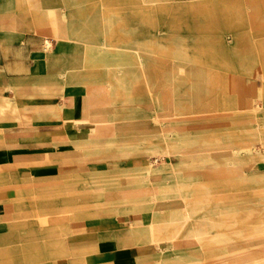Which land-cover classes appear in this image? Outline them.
<instances>
[{
	"label": "rangeland",
	"instance_id": "1",
	"mask_svg": "<svg viewBox=\"0 0 264 264\" xmlns=\"http://www.w3.org/2000/svg\"><path fill=\"white\" fill-rule=\"evenodd\" d=\"M237 3L245 6L233 13L236 26L243 29L220 35L218 43L226 47L220 50L222 63L210 64L208 50L186 48L184 28L172 30L163 24L160 31L148 18L143 25V49L137 48L144 58L131 50L129 77L123 65H107L103 59L94 64L93 56L87 58V65L78 64V79L67 81L65 89L68 107L73 99L76 118L94 112L99 118L94 126H83L78 119L66 117L63 123L71 124L76 135L65 146L66 153L85 155L90 161L48 178L32 174L10 178L1 176L0 169L1 195L10 198V210L34 223L29 234L25 230L19 238L8 237L4 248L12 242L41 239L43 250L24 255V264H114L93 262L99 254L84 253L88 243L76 246V238L57 222L65 217L72 224H83L101 210L114 209L131 223L122 237L138 242L136 248H156L154 258L140 264H264V150L262 156L240 152L264 142V1ZM256 3L258 11L251 9ZM145 4L150 2L22 0L0 7V21L14 30L28 19L38 28L28 32L40 35H45L41 24L55 21L74 42L78 23L98 19V34L110 42L115 41L113 36L137 40L142 36L138 8ZM112 13H120L114 22ZM128 13L134 15H123ZM256 13L258 24H253ZM198 36L206 39L208 33ZM237 36L247 43L244 57L230 48ZM257 42L261 56L255 54ZM82 45L93 47L84 39ZM139 68L145 70V80H139ZM209 75L244 80L253 87L245 95L237 93L235 108L222 107ZM173 77L203 83L208 100L203 113L195 110L190 98H174ZM178 107L184 112L167 114L178 112ZM230 148L239 154L231 155ZM135 154L146 159L131 161L132 156H143ZM152 163L149 173L145 168ZM163 191L170 193L163 198ZM75 195L77 204H72L69 200ZM46 228H61V235L49 234ZM0 264L15 262L12 256L0 255Z\"/></svg>",
	"mask_w": 264,
	"mask_h": 264
},
{
	"label": "crops",
	"instance_id": "2",
	"mask_svg": "<svg viewBox=\"0 0 264 264\" xmlns=\"http://www.w3.org/2000/svg\"><path fill=\"white\" fill-rule=\"evenodd\" d=\"M20 1L22 0H0V7H11ZM138 1L150 2L144 6L140 5L138 8L140 35L143 34V25L146 27L148 18L149 22L154 24L155 29L158 28L160 31H163V24H167L171 29L181 28L183 30L184 28L188 42L186 48L208 50L209 53L211 52L209 63L219 64L222 62L218 59L223 53L220 50L226 49L225 46L218 43L220 35L228 31L240 33L243 29L242 25L236 26L233 13L245 6L237 2H259L260 0ZM112 5L118 6L119 4L113 2ZM253 7H256L255 9L258 11V3L254 6L251 5V9ZM118 15L120 13L109 14L112 16L110 21L114 22L115 16ZM254 16L253 24H258V13ZM2 25L3 23L0 21V108H3L0 111L1 176L17 178L32 174L48 178L63 174L68 171L67 167H74L77 170V165L87 164L90 160L85 155L66 153L69 148L65 146V141L74 138L76 129L71 124L65 125L63 121L66 117L74 119L78 116L75 100H71L73 105L70 108L68 100L66 101L67 81L78 79L76 68L78 64L87 65L90 63L87 60L89 56L95 58L93 60L96 64L98 59L93 53L100 48H107V55L110 48L111 65H113L114 51L111 48H115V41L110 42L105 35L98 34V25H100L98 19H89L78 23L77 28L73 30L76 38L74 42H69L70 39L55 21L41 24L42 32L45 35L28 32L38 30L28 19L14 30ZM200 33H208V37L205 39L203 36H198ZM112 38L115 39L114 36ZM83 39L86 42H91L93 47L82 45ZM48 40L51 41V44ZM102 40H104L103 43ZM135 41H138V46H142L143 49V35L137 40L131 38L128 41H121L119 44L122 43V48L127 46L129 49V42ZM230 48H234L236 53L242 57L248 53L247 43L244 42L242 36H237L236 45ZM261 49L257 42L255 53L257 56H261ZM202 63H206L205 60ZM260 63L263 64V61L261 60ZM74 68L75 70H72ZM209 77V83L216 91L218 103L222 107L235 108L237 93L245 95L253 87L252 83L249 85V82L225 75H209ZM139 80H145V70L140 68ZM176 83L179 84L177 90L175 89ZM203 88V83L195 79L185 81L183 77H173L171 82L174 98H190L195 110L200 113L205 111L204 107L208 102L204 97ZM60 91L61 93H58ZM178 110V112L170 110L167 114L181 113L185 109L178 107ZM134 157L137 158L133 159ZM145 159V155L130 158L131 161ZM3 191L0 189V215L5 213L6 215L0 217V245L2 246L0 255L12 256L15 264H24L22 261L24 255L37 253L43 250L44 246L41 239H30L12 242L9 244V248L3 247L8 237L19 238L25 230L28 232L27 234L34 230L30 227L34 224L29 220L30 218H20L17 212L10 210L12 208L10 198L1 195ZM62 201L64 203L65 200ZM69 202L77 204V195L72 196ZM46 221L44 220V224ZM57 222L68 230L70 237L76 238V246L88 243V248L84 253L99 254L98 258L92 260L93 262L140 264L154 258L155 247L136 248L131 239L122 237L123 229L131 226V223L121 211L101 210L96 218L83 224H72L65 217L59 218ZM45 230H48L49 234L53 231L55 234L61 235V228L54 230L46 228Z\"/></svg>",
	"mask_w": 264,
	"mask_h": 264
},
{
	"label": "bare ground",
	"instance_id": "3",
	"mask_svg": "<svg viewBox=\"0 0 264 264\" xmlns=\"http://www.w3.org/2000/svg\"><path fill=\"white\" fill-rule=\"evenodd\" d=\"M122 40H118L115 38V51H114V55H113V64H121L123 65L124 69L128 70L127 76H130V65L132 64L133 58L130 57V52L131 50H136L137 53H139L140 58H144L143 55L140 54V52L137 50V48H139V43L138 41L135 42H129V49L126 46L125 48H122V43L119 44V42H121ZM106 46V45H105ZM107 48H100L98 49L97 52H94L93 54L96 55L97 57V62L100 61V59H103L105 64H111V52H110V48L108 50V55L106 53ZM135 51V52H136ZM138 56V55H137ZM111 70V68H110ZM127 77V78H128ZM60 84H62V82H60ZM183 85V84H182ZM188 86V85H187ZM186 86V87H187ZM184 87V86H183ZM63 88V87H62ZM176 88H179V84H176ZM182 88V87H181ZM194 89V88H193ZM60 90H61V85H60ZM58 93H61L58 92ZM3 108H0V111H2ZM99 118V114L98 113H91L90 115H86V116H81L78 117V124H82L83 126H87V124H90L92 126H94V123L97 121V119ZM107 119V118H106ZM76 122V121H75ZM103 122V121H102ZM89 125V126H90ZM85 128V127H84ZM262 145H256V144H252L249 146H246L245 148L242 149V151H240L243 156H262V150H264V142L261 143ZM235 147V146H234ZM228 153H230L231 155L237 156L239 154V152L235 149V148H230L228 149ZM159 161V160H158ZM154 169V163L151 164V166H148L145 168V170H147L149 173H152ZM133 170V169H132ZM135 173V172H134ZM131 175V174H130ZM177 182H179V179L177 178ZM179 190V189H178ZM180 192V191H179ZM170 192L168 191H163L162 194H160V196H166L169 194ZM154 195H158V193H155ZM180 195V194H179ZM159 196V195H158ZM162 198L161 201H163L164 199ZM186 198V197H185ZM182 200V199H181ZM170 201V200H169ZM19 212V211H17ZM251 212V210H250ZM189 215L191 214L190 211L187 212ZM236 213V212H235ZM238 213V212H237ZM252 213V212H251ZM255 213V212H254ZM174 214V213H173ZM172 214V215H173ZM191 216V215H190ZM250 216V215H249ZM175 218V217H174ZM213 218V217H212ZM216 221V220H215ZM232 224V223H231ZM256 224V223H255ZM213 225V224H212ZM234 225V224H232ZM237 226V225H236ZM215 227V226H214ZM229 229V228H228ZM231 229V228H230ZM240 234V233H239ZM243 234V233H242ZM200 235V233H196L194 236L196 238H198ZM175 237V236H174ZM136 243V242H135ZM230 245V244H229ZM238 247V244H237ZM242 249V248H241ZM245 249V248H244Z\"/></svg>",
	"mask_w": 264,
	"mask_h": 264
},
{
	"label": "built area",
	"instance_id": "4",
	"mask_svg": "<svg viewBox=\"0 0 264 264\" xmlns=\"http://www.w3.org/2000/svg\"><path fill=\"white\" fill-rule=\"evenodd\" d=\"M48 42H49V44H51V41L50 40H48Z\"/></svg>",
	"mask_w": 264,
	"mask_h": 264
}]
</instances>
